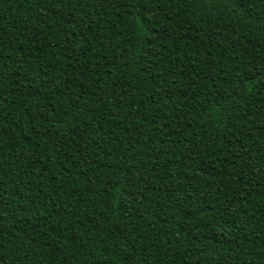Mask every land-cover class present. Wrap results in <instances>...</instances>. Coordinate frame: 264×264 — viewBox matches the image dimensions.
I'll use <instances>...</instances> for the list:
<instances>
[{"label": "trees", "instance_id": "obj_1", "mask_svg": "<svg viewBox=\"0 0 264 264\" xmlns=\"http://www.w3.org/2000/svg\"><path fill=\"white\" fill-rule=\"evenodd\" d=\"M0 264H264V0H0Z\"/></svg>", "mask_w": 264, "mask_h": 264}]
</instances>
